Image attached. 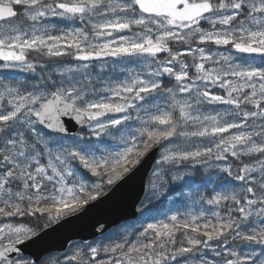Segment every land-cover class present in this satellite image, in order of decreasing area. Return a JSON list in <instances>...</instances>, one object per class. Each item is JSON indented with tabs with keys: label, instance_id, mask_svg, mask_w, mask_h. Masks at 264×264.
I'll list each match as a JSON object with an SVG mask.
<instances>
[{
	"label": "snow or ice",
	"instance_id": "snow-or-ice-1",
	"mask_svg": "<svg viewBox=\"0 0 264 264\" xmlns=\"http://www.w3.org/2000/svg\"><path fill=\"white\" fill-rule=\"evenodd\" d=\"M0 264H264V0H0Z\"/></svg>",
	"mask_w": 264,
	"mask_h": 264
},
{
	"label": "water",
	"instance_id": "water-1",
	"mask_svg": "<svg viewBox=\"0 0 264 264\" xmlns=\"http://www.w3.org/2000/svg\"><path fill=\"white\" fill-rule=\"evenodd\" d=\"M145 171H147V166L145 167ZM141 177H137L133 185L130 187V193L135 190V188L139 185Z\"/></svg>",
	"mask_w": 264,
	"mask_h": 264
}]
</instances>
